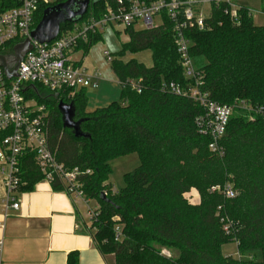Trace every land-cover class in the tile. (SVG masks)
<instances>
[{"label": "trees", "instance_id": "trees-1", "mask_svg": "<svg viewBox=\"0 0 264 264\" xmlns=\"http://www.w3.org/2000/svg\"><path fill=\"white\" fill-rule=\"evenodd\" d=\"M114 2L91 0L79 22L100 18ZM20 4L21 0H0V14ZM47 8H40L33 28ZM224 8H213L207 29L187 34L202 75L201 90L222 105L247 102L264 108V25L254 22L247 7L240 10L239 20H232ZM74 24L63 25L61 31ZM125 32L129 40L111 63L122 86L118 101L88 112L83 90L70 98L68 92L57 94L35 84L24 93L49 111V142L58 162L85 173V196L99 204L92 217L99 250L114 254L116 264H264L263 119L235 111L221 142L225 155L211 152L212 139L197 124L205 109L164 89L170 83L184 89L195 84L184 75L174 22L165 17L161 27L130 26ZM102 40V33L91 34L76 51L87 56ZM144 50L152 51L150 68L135 59H121ZM132 79L141 80L142 92L124 84ZM62 99L73 103L80 135L65 126L59 109ZM135 153L141 165L125 174L123 189L113 191L108 183L112 161ZM20 168V192L33 191L45 178L31 154L21 159ZM227 184L238 192L235 198L211 191ZM53 189L64 191V186L57 181ZM193 189L200 195L195 204L186 197ZM231 243H237L241 257L224 253ZM164 249L172 256H165ZM68 264H79L77 253L69 255Z\"/></svg>", "mask_w": 264, "mask_h": 264}, {"label": "built area", "instance_id": "built-area-1", "mask_svg": "<svg viewBox=\"0 0 264 264\" xmlns=\"http://www.w3.org/2000/svg\"><path fill=\"white\" fill-rule=\"evenodd\" d=\"M247 1L256 0H116L100 18L91 16L83 22L75 23L71 30L61 31L59 37L52 42H34L33 50L25 55L18 69L20 76L9 79L0 67V161L8 166L2 170L6 191L4 217L7 218L11 210H19L21 207L18 199L22 183L20 163L29 154L35 157L37 166L45 176L44 181L52 186L58 181L70 197L90 201L85 196L81 181L85 173L79 167L68 169L59 163L50 147L49 114L46 107L34 99L28 100L24 93L28 86L38 84L53 93L68 92L69 97L73 98L83 89L98 87L101 74H90L83 67L75 65L72 55L81 43L88 41L91 34L102 33L114 25L127 28L142 21L144 29H153L163 26L165 17L174 22L177 52L184 75L187 79L194 80L195 84L184 89L179 84L170 83L164 89L189 97L205 109V115L197 119V124L202 134L211 137V152L220 157L225 155L221 142L235 111H244L251 119L261 117L264 121L262 107H254L247 102L222 105L212 101L209 94L201 90L202 75L191 55V41L187 35L192 30L203 31L208 28L207 20L214 7H225V14L232 20H239L240 10L244 7L253 16L254 9L246 5ZM55 2L56 0H21L18 7L1 13L0 54L7 57L13 55V50L6 54L10 45L29 38L40 8L53 6ZM261 13L264 16V7ZM156 18L160 20L159 24L155 22ZM106 59L113 62V56L109 52L106 53ZM124 84L142 92L141 80L132 79ZM193 191L196 190L187 193L186 197L195 204L200 195L197 193L198 201H194L196 198L192 195ZM211 191L222 192L228 198L238 195L231 184L223 188L213 187ZM95 212L96 209H91L92 217ZM0 227L4 228L5 224L1 223ZM226 230L230 233L228 226ZM118 235L119 238L120 233ZM3 250L4 240H0V264L3 261ZM162 253L167 257L172 256L166 249ZM236 256L241 257L239 252Z\"/></svg>", "mask_w": 264, "mask_h": 264}, {"label": "crops", "instance_id": "crops-1", "mask_svg": "<svg viewBox=\"0 0 264 264\" xmlns=\"http://www.w3.org/2000/svg\"><path fill=\"white\" fill-rule=\"evenodd\" d=\"M76 54L78 51L72 56L75 65L90 74L104 76L99 68L91 66V51L81 60L74 59ZM113 79L120 87L121 97L120 81L116 75ZM104 80L101 78L96 88L83 89L88 97V112L120 99L113 84ZM7 168V164L0 161V224H5L4 228L0 227V240H4L2 264H68L71 253L78 254L79 264H116L114 254L104 255L97 246L91 209L97 210L99 204L94 200L86 202L70 197L64 191H55L43 180L33 191L19 192L20 209L11 210L5 218L6 191L2 170Z\"/></svg>", "mask_w": 264, "mask_h": 264}, {"label": "rangeland", "instance_id": "rangeland-1", "mask_svg": "<svg viewBox=\"0 0 264 264\" xmlns=\"http://www.w3.org/2000/svg\"><path fill=\"white\" fill-rule=\"evenodd\" d=\"M246 5L254 9L252 12L254 22L257 25H264V16L261 13L263 6H264V0H256V1H247ZM36 21V18H35ZM155 22L159 24L160 20L158 18L155 19ZM135 30H142L144 29V24L142 21L136 23L134 25ZM103 40L94 45L91 48V66L99 68L104 76L102 75V79H105L104 82L113 84L115 89L117 90L120 98V87L118 83H116L113 79V76H115L112 68L111 63L106 59V53L109 52L112 54L113 58H118L117 54L121 51L122 43L127 42L129 39V35L125 32V27L114 25L113 27L105 29L103 32ZM90 53V52H89ZM89 55V54H88ZM73 56V55H72ZM84 58V54L82 51H78V54L74 57V59H82ZM124 61H130L132 59H135L143 64H145L147 67L153 66V56L151 50H144L137 53H127L123 58ZM67 105H70L71 103L64 102ZM90 105V104H89ZM90 107V106H89ZM49 114V111H48ZM141 165V160L138 154H131L125 157L118 158L114 161H112V174L109 179V184L112 185L113 191H120L125 187V180L124 176L127 173H130ZM197 191H193L192 195L196 198L194 201H198ZM192 200V202H194ZM94 205V203H91ZM91 205V206H92ZM224 253L226 255H237L238 249L237 245L235 243L228 244L224 247Z\"/></svg>", "mask_w": 264, "mask_h": 264}, {"label": "water", "instance_id": "water-1", "mask_svg": "<svg viewBox=\"0 0 264 264\" xmlns=\"http://www.w3.org/2000/svg\"><path fill=\"white\" fill-rule=\"evenodd\" d=\"M90 3L91 0H67L48 7L39 24L32 30L31 36L14 46L13 55L7 57L0 54V67L3 68L6 76L9 79L20 76L18 69L25 55L33 50L34 42L46 43L56 40L63 25L78 23L87 14ZM59 109L63 113L65 126L74 128L78 133L81 121L73 120L75 115L73 103L67 105L64 101H60Z\"/></svg>", "mask_w": 264, "mask_h": 264}]
</instances>
